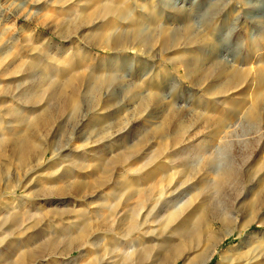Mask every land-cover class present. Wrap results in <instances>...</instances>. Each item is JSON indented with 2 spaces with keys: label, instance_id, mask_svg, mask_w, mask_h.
<instances>
[{
  "label": "rangeland",
  "instance_id": "rangeland-1",
  "mask_svg": "<svg viewBox=\"0 0 264 264\" xmlns=\"http://www.w3.org/2000/svg\"><path fill=\"white\" fill-rule=\"evenodd\" d=\"M103 2L114 7L125 3L127 9L108 23L106 17L94 14ZM89 15L93 17L86 23L84 18ZM140 30L147 33L149 43L137 39ZM104 40H119V45L115 49H86L91 44L101 45ZM69 42L82 46L76 62L61 48ZM69 81L79 87L81 98L76 107L64 109L58 107V100L48 99V89H63L70 95ZM41 91L42 96L34 100L32 95ZM263 92L264 0H0V137L6 141L0 157V223L18 211L14 207L19 205L27 219L30 217L27 224L31 216L44 218L39 227L21 235H32L33 246L28 250L36 247L38 234L33 232L37 233V229L44 228L52 234L62 231L67 222L63 220L69 216L72 220H79L82 215L96 216L103 204L98 197L102 195L106 205L114 204L111 193L118 186L110 184L75 196L53 192L72 180L68 176L73 169L91 183L96 177H106L100 172L104 162L101 168L95 166L101 162L97 153L102 147L110 160L133 145V155L117 164L114 174L119 180L129 181L127 184L132 183V175H140L137 183L141 187L154 179L149 184H153V210L146 214L144 208L139 219L147 215L142 227L148 229L146 236L156 253L162 256L166 244L168 249L180 243L177 224L185 214H193L186 224L193 229L199 218L208 224L215 215L224 213L234 218L233 223L226 233L222 232L223 240L207 264H264V105L260 107L258 122L249 121L245 115ZM48 112L51 123L36 131V137L46 145V154L32 157L29 164L18 169L10 147L11 130L30 131L27 125L33 117ZM218 125L222 127L215 131ZM181 126L183 130L179 129ZM161 128L164 131L157 132ZM188 136L191 138L186 140ZM179 137L180 142H176ZM206 137H213L207 148L211 149L209 154L216 157L220 168L232 162L234 176L220 191L211 187L188 188L198 177L214 179L211 171L203 170L202 160L209 156L205 153L197 156L191 180L173 192L167 191L183 176V167L174 168L180 160L178 149L192 143L194 151ZM195 138L199 140L193 143ZM90 173L96 177H89ZM18 184L23 189L12 194ZM161 192L164 195L159 199ZM141 193L129 203L144 200ZM172 194L177 196L175 203L190 202L181 208L182 215L171 222V209L167 206L165 211L164 199ZM202 201L206 206L200 207ZM142 231L132 238L144 236ZM104 235L114 246L120 238L118 234ZM3 237L6 239L0 242V261L14 246L10 241L14 236ZM107 246L102 252L104 264L119 259L112 255L120 252L114 253ZM79 254L78 249L72 248L57 256L62 260ZM43 258L46 262L52 260L51 254ZM132 263L134 260L129 264Z\"/></svg>",
  "mask_w": 264,
  "mask_h": 264
},
{
  "label": "bare ground",
  "instance_id": "bare-ground-1",
  "mask_svg": "<svg viewBox=\"0 0 264 264\" xmlns=\"http://www.w3.org/2000/svg\"><path fill=\"white\" fill-rule=\"evenodd\" d=\"M103 3H105V4H103L102 7L98 10V12H96L94 14H96V16L100 17V18H104V19L107 18L108 23L110 21H112L113 17L116 14L124 12L127 9V5L125 3H123L122 5L120 4L118 7H114L111 3H110L111 5L108 4V2L107 3L103 2ZM92 17H93L92 15H89V16L84 18V21L86 23H89V22H91ZM102 24H106V23L104 21H102ZM165 33L167 34V32H165ZM57 34L61 38L66 39V37L61 32H57ZM146 34H145V31L141 32V30H140L137 33V39L141 43H144V44L147 43V41H148L147 37L148 36ZM117 39H119V38H117ZM163 42H165V41H163ZM102 43L103 44H101V45L91 44L89 47H87V48L85 47V48L86 49L90 48L91 50H92V47H96V48L98 47L100 49H102V48L115 49L119 45V40H115V42H107V41L105 42V40H104ZM148 43H149V41H148ZM166 44H167V41H166ZM166 44L164 43V45H166ZM79 46H80L79 44L76 45V44H74V42L70 44V42H69L67 47L62 46L61 48H63L64 51H68L69 58L72 61H75L80 56L79 55V50H80L79 48H81L82 46L81 47H79ZM116 51H118V50H116ZM52 75H54V74H52ZM235 77H236V75H235ZM69 84L71 86V94L70 95H66V93L64 92L63 89L55 90V89H50L51 88L50 87L48 90H51V93L47 95L49 97L48 99L49 100H58L59 101L58 107H64V109H66L67 107L72 106V105L74 107H76L78 105L79 99L81 98L79 87L76 86L75 84L71 83V81H69ZM36 94L32 95V96H34V100L39 99L43 93L41 91V92H38V95H36ZM34 100H33V102H34ZM262 105H264V92L261 94V96L258 97V99H256V101L251 105V107L246 110L245 115L249 121L256 123L261 119L260 107ZM48 107H49V102L46 104V106H44L45 110L48 109ZM57 111H58V108H57ZM49 112H48V114H46V113L38 114V115H35L33 117V119L31 118L32 119L31 122L28 125L26 124L27 126L31 127L30 131H26L24 133L23 132L22 133H16L15 130L14 131L11 130L12 143L10 144V147H11L12 154L17 159L18 169H22L32 157H39V156L42 157V153H44V155L46 154L45 153L46 145L43 144L41 142V140H39L40 138L36 137V133H37L36 131L39 130L40 127L47 126V125H49V123H51L52 117L50 116ZM219 126H221V125H218L217 127H215L214 130L217 131V128H219ZM164 128H165V126H164ZM183 128L184 127L181 126L179 129L183 130ZM161 129H157V132H158V130H160L162 132L164 131L163 129L162 130ZM16 130H18V129H16ZM159 133H161V132H159ZM212 133L214 135V132H212ZM222 137L223 136H221L220 138H222ZM190 138L191 137L188 136L186 138V140H189ZM198 138H195V140H193L192 142L194 143L195 141H198L199 140ZM212 140H213V137H208V138L206 137L205 139H202L198 145V148H196L194 151H192L194 148V145H192V143H190V144L188 143L189 146L183 145L184 147H182L180 151L178 149L177 155L180 157V160L177 162L178 164H176V166L174 165V168L175 169L179 168V166L183 167V170L181 171L183 176H182L180 182L177 181L175 184H173L172 187L168 186L167 191L171 190V192H173V190H176V188L180 184L188 183V181L191 180V175L195 171V163L197 162L196 161L197 156L199 158L201 155H203L205 153H206V155H207V153L209 154V151H211V149L210 148L207 149V148L210 146V143L212 142ZM175 141L180 142V137L177 138ZM130 147L131 148L129 149V151H126L120 157H115V158H112L110 160L109 159L107 160L108 155L105 153V150L102 147L97 153V155L99 156V157H97V159L101 162L99 164L97 163L95 166L99 165V168H101L100 164H102L104 162L103 168H101V171L100 170L99 171L105 173L106 177L100 178L101 177L100 176L99 178H97L96 175L94 176V173H90L89 177L90 176L96 177V178H94L95 179L94 183H91L90 181H88L86 179L85 175H82L79 171L73 169L74 171L68 176V178H69L68 180L72 179L71 180L72 182L71 181L69 183L66 182L67 185L65 187H62L58 191L53 192V194H55V195L57 194L58 196L67 195V194H72V195L74 194L73 196H75V195H78L81 193L84 194V191H87V190H91V189L95 190L97 188L100 189L101 187H104L106 185L109 186L110 184H113L115 186H118L116 191H113L114 194L111 193V195L114 197V201H115L114 204L106 205V202L104 201L105 198L102 195H100L98 198L100 199V201H102L103 204L100 205V209L98 208L99 213L96 212V216L87 217L85 215L84 216L82 215L79 220H77V219L72 220L71 217L69 216L68 218L63 220V221H67V222L65 224L66 226L62 227V231H53L52 234L47 233L44 230V228L43 229L42 228L37 229V231H35L37 233L33 232V234H38V237L34 240V245H36V247L34 249H28V250H27L28 247L33 246V244L30 242L32 235L30 236L28 234L26 238H22L21 235H23L25 233V231L28 229H32V228L35 229L36 227H39L44 218L35 217L33 215L34 217L31 216L29 224H27V220L30 217L27 219L24 210L21 209L23 207L21 205H19L18 207H14L17 209L19 208L18 211H16L14 209L16 212L8 214L5 218V220L0 223V242L3 240L5 241L6 237L4 238L3 236H6V235H9L10 237L14 236L10 240L11 243L14 244V246L13 247L10 246L7 254L4 253V255H3L4 259L0 262H2L3 264H104V258H103L102 252L104 251L105 247H108L107 245H109L111 247V249H113V251L111 250L112 252H114V253L120 252L118 254L112 255V257H115V259H116V257H118L119 258L118 260H116V261L114 260L110 263L108 262L107 264H111V263L129 264L130 262H133V260H134V264H179L180 260L183 261V264H207L209 261H211L214 254H215L217 244L223 240V237H221L222 232L226 233L229 230L230 225H231V223H233L234 218L232 216H230L228 214H224V213L223 214H217V215H215L214 219H212L208 224H206L203 217H201L196 221L195 228L189 229L188 228L189 226H186V224H187L188 220L193 217L192 216L193 214H191V213L185 214L184 213L185 215L182 218H180V221L177 224V229H178V232H179L182 240L180 241V243L178 242L179 244L173 245L168 249H167V244H166L165 254L162 253L163 255L160 256L158 253L155 252V246L152 243V241L146 236V234L148 233V229L142 227V225L144 223V222H142V220H146V218H145V216L147 217L146 214L151 209L153 210V199L154 198H153V195L151 193V187H152L151 185H153V184H151V185H149V184L152 183L154 181V179H151L146 184L142 185V187H145V189L142 191V187L139 185V183H137V181L140 180V175L139 176L132 175V179H133L132 183L127 184L129 181H127V183H126L125 182L126 179H124V181L119 180L116 178V175L114 174V170H115L116 165L117 164L119 165L124 159L129 160L131 158V155H133L132 152L134 153V151L136 150V149H133V145H131ZM189 147L192 149H190ZM5 148H6V141L4 140L3 137H0V157L5 152ZM174 152H175V150H174ZM155 159H156V157H155ZM31 161H33V159ZM202 162H203V168H204L203 170L211 171L214 174V179L212 181H210L207 178H199L198 177V178H196L197 180H195L191 185H189L188 188H190V189L193 187H196V189L197 188H203L205 190L208 187H211L215 191H220L224 187L225 183L229 179H231L235 174V166L232 164V162H230V163H228L225 166L220 168L219 164H217L216 157L211 153L209 154V156H206V159L202 160ZM33 163H34V161H33ZM79 164L85 165L84 163L83 164L79 163ZM74 165H75V163H74ZM81 165H79V166H81ZM79 166H78V168H79ZM160 166H163V165H160ZM83 167L84 166H82L80 169H82ZM163 167H160V168H163ZM30 168H32V167H30ZM171 168H173V167H171ZM67 169H69V168H67ZM2 172H3L2 171V165L0 164V181L3 178ZM165 172L166 171H164V173ZM31 173H33V172H31ZM155 173L156 174L158 173L157 169H156ZM63 174L64 173H62V175ZM149 176H151V175H149ZM156 176H158V175H156ZM153 177H155V176H153ZM146 178L148 179V177H146ZM62 180L64 181V179H62ZM107 186L104 188H107ZM140 187H141V189H140ZM0 188H1V185H0ZM21 188L23 189V186L18 184L17 191L15 190V192H13L12 194H16L18 192V190ZM141 191H142V193H141ZM139 193L143 194L144 200L143 199L141 200V198H140V199L136 200L134 203H129V201L134 199L136 197V195H138ZM12 194H10V196H12ZM42 194L44 196V193H42ZM163 195H164V192H161L159 199H161V197H163ZM45 196H46V194H45ZM176 198H177V196L176 195L174 196L172 194L169 199H167V198L164 199L165 211L167 210L166 209L167 206L169 209H171L169 215L167 213L168 218H169V220H171V222L175 221L176 219H178L182 215L183 210L181 212V208L184 207L185 205L189 204V202H190L189 200H185V201L179 200L175 203ZM192 198H190V199H192ZM13 199H15V198H13ZM22 199H23V201H26L25 196H23ZM36 200H37V198H36ZM148 202H150V204H148ZM18 203H21V202L19 201ZM12 204H14V201ZM26 204H27V202H26ZM26 204L23 203L22 205H26ZM200 204H201L200 207L206 206L205 202H203V201ZM57 206H58V204H57ZM25 207H24V209L26 210ZM2 208H3V206H2ZM144 208H146V214H145V216H142V218L140 220L139 214ZM195 210H198V209H195ZM101 211H102V213H101ZM90 212L91 211L89 210V213ZM93 212L94 211H92V213ZM186 212H189V211H186ZM67 213H68V211H67ZM1 216H3L2 212H1ZM3 217H5V216H3ZM110 217H114V220L110 221L109 220ZM196 217H197V215H196ZM50 222L51 221H49L48 226H49ZM110 222H112V224H109ZM190 224L191 223H189V225ZM96 230H102V231H100L99 232L100 234H98V235H93V233ZM140 230H143L142 231L143 234L145 233L144 236H141L139 238H136V237L132 238L133 236H135V234L137 235V232H139ZM2 232H3V234H2ZM106 233L111 234L110 236H112L114 234H118L120 236V238H119L120 240L118 239L116 241L117 244L115 246H114L115 243L113 245H111L112 242H110V241L108 242L107 239L104 238V236H105L104 234H106ZM241 233L242 232L237 233L236 235H240ZM138 235H140V234H138ZM170 243H171V241H170ZM160 246H162V245H160ZM72 248L78 249L80 254L74 258H63L62 260H60L58 258L57 253H63V252L69 251V250L71 251ZM161 250H162V248H161ZM2 253H3V251L1 250L0 255H2ZM47 254H51L52 260L50 262H46L47 260H45L43 258ZM106 254H110V252L106 253ZM221 264H227V263H221Z\"/></svg>",
  "mask_w": 264,
  "mask_h": 264
}]
</instances>
